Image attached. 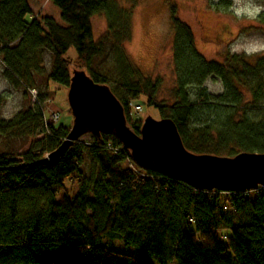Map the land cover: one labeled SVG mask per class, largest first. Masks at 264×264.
Wrapping results in <instances>:
<instances>
[{"label":"trees","instance_id":"1","mask_svg":"<svg viewBox=\"0 0 264 264\" xmlns=\"http://www.w3.org/2000/svg\"><path fill=\"white\" fill-rule=\"evenodd\" d=\"M51 2L61 22L33 16L29 0H0L3 77L15 87L35 88V77L45 73L42 51L48 49L52 66L46 82L69 86L71 70L85 68L95 82L109 84L136 134L141 121L131 115L130 103L143 97L145 105L173 120L191 152H264V54L206 59L195 47L191 27L172 6L176 84L172 103L163 107L154 102L157 84L131 65L124 50L131 36L128 9L116 0ZM99 12L107 26L96 42L90 18ZM110 42L115 63L107 76L92 63ZM71 47L73 59L66 56ZM211 76L221 81V94L206 89ZM37 104L10 120L0 119V136H41L23 153L0 151V264H146L142 257L117 251L115 239L159 264L169 259L176 264H264L263 186L238 192L193 189L157 169L138 167L129 149L106 133L92 135L89 142L75 140L49 162L46 156L70 129L47 125ZM85 159L91 161L86 174ZM66 179L69 189L57 198Z\"/></svg>","mask_w":264,"mask_h":264},{"label":"rangeland","instance_id":"2","mask_svg":"<svg viewBox=\"0 0 264 264\" xmlns=\"http://www.w3.org/2000/svg\"><path fill=\"white\" fill-rule=\"evenodd\" d=\"M118 5L130 11V40L123 44L128 61L136 68L141 75L157 84V94L154 102L166 107L174 99V86L176 84L173 70L172 42L173 28L171 26V7H175V15L191 27L195 47L198 52L208 60L221 59L224 54H247L251 57L261 56L264 51L248 54L245 48L251 50L257 43H264V0H116ZM32 15L42 18L45 15L51 16L54 20L61 22L60 10L55 7L51 0H29ZM252 5L261 7V11L255 19H249L247 15H237V9H244ZM91 30L93 38L99 42L101 35L106 30L107 20L102 12L91 16ZM113 47L108 43L100 56L92 63L93 69L99 73L113 74L115 61L113 60ZM42 61L45 68L43 75L35 77V88L25 89L14 86L6 77H3L4 66L0 58V119L10 120L17 113L26 110L28 106L38 105L43 111L44 122L48 125L63 124L68 129L72 126V113L68 106L67 91L69 86L57 84L47 80V74L52 66V54L48 49L42 51ZM76 52L73 47L68 49L66 56L75 58ZM73 70V69H72ZM71 70V71H72ZM89 75L88 71L84 68ZM109 85V84H108ZM209 93L218 95L223 92L221 81L214 77H209L204 83ZM38 96L44 97L41 100ZM246 98L250 96L247 93ZM144 98H139L136 102H131V115L134 119L142 121L150 115L159 120L163 116L158 114V110L144 104ZM250 100V99H249ZM140 103L136 110L134 106ZM264 110V100L261 102ZM261 110V111H262ZM52 113H56L53 119ZM41 136L25 139L17 134L0 136V151L23 153L29 149L34 140ZM90 133L83 134L77 138L80 142L91 141ZM82 171L87 173L88 165L91 161L84 160ZM69 181L64 180V188L60 189L56 195L60 198L66 189H69ZM71 187V186H70ZM75 185L67 192L72 196ZM113 247L120 253L131 255V257H142L146 264H159L151 256L141 253L136 247L125 246L118 239L113 241ZM166 264H176L174 259H169Z\"/></svg>","mask_w":264,"mask_h":264},{"label":"water","instance_id":"3","mask_svg":"<svg viewBox=\"0 0 264 264\" xmlns=\"http://www.w3.org/2000/svg\"><path fill=\"white\" fill-rule=\"evenodd\" d=\"M71 74L67 99L72 126L46 156L49 162L60 158L83 134L99 137L106 133L129 149L138 167L157 169L193 189L238 192L264 186V152H238L234 156L191 152L183 145L176 124L167 117L156 120L148 115L136 134L108 85L95 82L83 69H73Z\"/></svg>","mask_w":264,"mask_h":264},{"label":"clouds","instance_id":"4","mask_svg":"<svg viewBox=\"0 0 264 264\" xmlns=\"http://www.w3.org/2000/svg\"><path fill=\"white\" fill-rule=\"evenodd\" d=\"M261 10H262L261 7L252 5L250 7L244 8V9H237L236 10V14L238 16L241 15V14H245V15H247V17L249 19H255L256 15ZM244 51L247 52L248 54H253V53H256V52L264 51V43H257L254 46H252L250 51L247 48H245Z\"/></svg>","mask_w":264,"mask_h":264},{"label":"built area","instance_id":"5","mask_svg":"<svg viewBox=\"0 0 264 264\" xmlns=\"http://www.w3.org/2000/svg\"><path fill=\"white\" fill-rule=\"evenodd\" d=\"M137 101V100H136ZM135 101V102H136ZM140 106H141V104L139 103H136V106H134V109L136 108V110L138 109V108H140ZM52 117H53V119H56V117H57V114L56 113H52ZM261 186H263V185H260V186H258L257 188H260ZM264 187V186H263ZM255 189V188H254ZM245 191H249V190H245Z\"/></svg>","mask_w":264,"mask_h":264}]
</instances>
